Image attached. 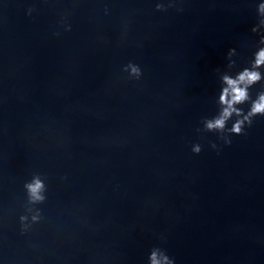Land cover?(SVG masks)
<instances>
[{
    "label": "water",
    "instance_id": "water-1",
    "mask_svg": "<svg viewBox=\"0 0 264 264\" xmlns=\"http://www.w3.org/2000/svg\"><path fill=\"white\" fill-rule=\"evenodd\" d=\"M262 2L0 0V264H264Z\"/></svg>",
    "mask_w": 264,
    "mask_h": 264
},
{
    "label": "clouds",
    "instance_id": "clouds-1",
    "mask_svg": "<svg viewBox=\"0 0 264 264\" xmlns=\"http://www.w3.org/2000/svg\"><path fill=\"white\" fill-rule=\"evenodd\" d=\"M261 11H264V2L260 5ZM234 51V50H233ZM264 65V47H260L254 54V59L250 66H246L238 71L235 75L224 74L222 79L224 86L219 97L220 103L223 105L221 112L213 119L206 121V127L222 129L225 121L233 112L240 113L241 109L235 107L237 103H241L250 99L249 87L255 82L264 79V73L260 71V66ZM133 71H136L134 68ZM264 113V91L260 92L257 97L252 100L248 113L241 119H237L233 124L232 131H241V125L244 120H248L253 114ZM198 150V146L197 149ZM29 192V197L32 200H42L43 181L34 177L32 181L26 184ZM25 219V217H21ZM33 220L38 219L37 216L32 217ZM167 256L154 250L151 253V264H162V261H167ZM171 264V261H168Z\"/></svg>",
    "mask_w": 264,
    "mask_h": 264
}]
</instances>
